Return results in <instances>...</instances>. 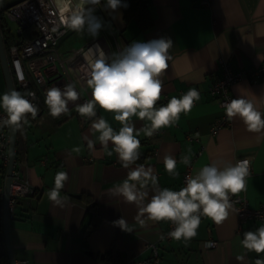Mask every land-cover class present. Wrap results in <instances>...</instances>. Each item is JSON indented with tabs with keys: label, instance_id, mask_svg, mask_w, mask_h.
<instances>
[{
	"label": "crops",
	"instance_id": "1",
	"mask_svg": "<svg viewBox=\"0 0 264 264\" xmlns=\"http://www.w3.org/2000/svg\"><path fill=\"white\" fill-rule=\"evenodd\" d=\"M16 1L19 0H0V4L6 6ZM88 1L87 8L102 19V27L96 36L81 29L87 36L82 45L72 50L91 40L98 42L112 59L117 48L120 51L133 40L169 36L173 45L168 50V67L161 73V95L179 97L194 87L200 98L188 112H181L174 124L159 128L162 131L151 136L143 131L147 121L132 117L135 128L141 130L140 155L128 168L115 152L108 154L112 142L105 148L91 128L90 121L103 115L118 129L120 122L111 112L98 108L87 121L80 119L76 109L59 117H48L42 110L35 116L27 114V119L19 124V154L14 157L13 168L36 191L18 196L10 211L8 228L16 264L22 260L19 264H120L129 257H149L148 241H159V264H255V257L264 256V252L243 249L240 238L245 230L257 228L256 220L240 223L232 208L220 223L202 215L197 234L188 240H164L168 221L146 219L141 225L136 217L143 201H126L115 185L127 176L130 168L143 163L145 167L151 165L159 187L179 189L184 185L185 155L192 163L190 175L213 159L223 166L225 160L246 158L251 164L246 187L234 195L245 197L253 207L264 203V130H249L238 117H232L229 124L211 134L210 127L221 109L217 97L208 90L210 81L221 75L223 61L233 69L264 68V0H205L206 4L203 0H148L153 22L145 30H140L133 19L124 21L121 6L111 9L107 0ZM0 16V28L6 29L1 30L4 45L10 46L17 37L9 22L15 29L16 25L3 12ZM70 30L74 29H69L67 35ZM67 35L60 40V50ZM80 58L84 60L83 55ZM80 89L91 91L87 84ZM4 91L7 84L0 60V93ZM231 92L234 97L244 95L252 99L264 111V76L254 81L245 77L232 85ZM85 136L95 141L93 149L87 147ZM167 154L176 158V174L164 168L163 157ZM43 156L48 157L46 163L40 162ZM5 168L0 161V186ZM59 170L68 175L60 190L64 199L55 204L47 193ZM136 183L139 188V182ZM154 187L151 183L147 186L149 195L145 200ZM3 197L4 194L0 196V206ZM91 203L97 211L94 216ZM122 216L130 231L116 224ZM91 219L95 226L85 236ZM209 238L216 239L218 244L207 247L205 241ZM237 254H242L243 260H237Z\"/></svg>",
	"mask_w": 264,
	"mask_h": 264
},
{
	"label": "clouds",
	"instance_id": "2",
	"mask_svg": "<svg viewBox=\"0 0 264 264\" xmlns=\"http://www.w3.org/2000/svg\"><path fill=\"white\" fill-rule=\"evenodd\" d=\"M88 0H53L55 13L61 24L69 29L80 30L87 24V30L93 35L98 34L102 27V19L94 14L92 8H85ZM96 3V0H91ZM107 6L116 9L127 7V0H107ZM173 41L169 36L153 37L148 40H133L118 53L113 54L110 62L105 52L97 42L89 46L83 53L87 62L85 72L87 85L91 90L90 98L74 107L81 117L94 116L98 108L111 112L115 120L120 122L114 129L109 121L100 115L90 121L91 128L98 135L100 144L107 148L109 141L112 148L108 151L117 154L121 164L128 168L140 155V129L135 128L132 117L146 120L144 134L153 135L154 130L174 124L181 112H188L194 101L200 98L197 88L190 87L179 97L173 95L166 103L157 104L161 96V73L168 67L169 49ZM83 67V65H81ZM22 78V74H21ZM33 96V91H28ZM79 92L74 83L69 81L61 88L53 85L45 90L44 103L48 113L55 117L67 112L68 101H75ZM0 109L6 113L3 123L19 126L26 120V114L35 116L37 105L33 104L18 89L12 88L0 93ZM223 109L228 118L238 117L249 130H264V111L252 99L239 95L223 102ZM87 147L94 148L95 141L84 137ZM79 151V147L76 148ZM185 164L188 156L183 157ZM176 158L167 154L163 157L164 168L173 174L176 168ZM67 172L59 170L54 175V186L48 190V198L55 204H60L64 197L61 188L67 180ZM249 176V161L246 158L235 162L225 160L223 166L213 159L203 164L198 171L185 178V183L179 189L159 187L158 177L151 165L143 163L130 168L127 176L115 185V190L126 201H143L138 207L136 220L143 225L146 219L154 221L167 220L173 224L169 235L180 240H188L197 234L201 216H207L216 223L222 222L228 215L233 203L230 194L240 192L246 187ZM139 182L140 187L137 188ZM155 186L150 198L147 186ZM146 214V216H145ZM117 225L125 231H130L125 217L116 220ZM240 245L247 251L264 252V223L255 230H245L240 238ZM237 260H243L242 254H237ZM255 264H264V256L255 257Z\"/></svg>",
	"mask_w": 264,
	"mask_h": 264
},
{
	"label": "built area",
	"instance_id": "3",
	"mask_svg": "<svg viewBox=\"0 0 264 264\" xmlns=\"http://www.w3.org/2000/svg\"><path fill=\"white\" fill-rule=\"evenodd\" d=\"M78 1L73 0V3ZM206 4V1H202ZM90 5L88 1L84 7ZM0 12L4 13L7 20H10L16 25L17 41L12 43L8 48V61L13 78V82L18 87L22 94L25 95L33 104L39 105L41 110L49 117L47 105L44 103L45 90L53 85L63 87L64 84L71 81L74 83L79 96L75 101H68V111L59 114L56 117L62 116L65 113L75 109L76 104L83 103L87 98H90L91 91L83 92L80 87H85L87 84V75L85 68L87 62L80 57L87 50L89 46L94 44L93 41L86 42L80 49H73L68 54H62L60 50V40L69 31L58 20L55 13V6L53 0H19L9 5L0 4ZM32 27V34L27 32L28 27ZM108 58V55L106 56ZM111 58H108V62ZM83 65V67H81ZM22 74V78H21ZM264 76V68L253 67L248 69H233L226 62H222V73L215 77L208 84L209 92L216 96L218 104L221 109V114L212 123L210 133L216 134L217 131L224 125L229 124L228 118L223 109V102L233 98L231 87L237 81L248 77L250 80H256L258 77ZM28 91H33L35 95L28 96ZM168 97L163 94L157 101V104L167 102ZM97 113V111H96ZM6 113L0 110V161L6 167L2 172L3 184L0 186V196L4 194L5 182L8 176V147H9V125L3 123V118ZM79 117L82 121H87L91 116ZM162 130H154V134L160 133ZM192 138V137H190ZM199 140L198 137H194ZM47 156L40 159L41 163L47 162ZM249 161V160H248ZM192 163L186 166L183 175V182L185 178L190 175ZM251 171V164L249 161V173ZM36 189L25 179H22L18 171L12 168L9 178V195L8 206L11 211L18 196L32 195ZM230 200L233 203V209L239 217L240 223L249 219L258 222L257 227L264 223V203L257 207L250 206L247 199L241 195L230 194ZM173 224L168 221V227L162 235L164 240H169L171 236L169 231ZM218 241L214 238H209L205 241L207 247H214ZM146 247L150 249V256L147 258L129 257L123 260L120 264H159V241H148ZM24 262L18 261L17 264Z\"/></svg>",
	"mask_w": 264,
	"mask_h": 264
},
{
	"label": "water",
	"instance_id": "4",
	"mask_svg": "<svg viewBox=\"0 0 264 264\" xmlns=\"http://www.w3.org/2000/svg\"><path fill=\"white\" fill-rule=\"evenodd\" d=\"M0 60L7 84V90L15 88L8 56L6 54V49L4 45V40L2 38L1 28H0ZM16 131L17 126L9 125V147H8V165H7V179L5 182V190H4V197L2 206H0V229L2 226V231L0 230V264H1V257L3 255H7L9 264H16L15 258L12 253L11 243H10V236H9V228H8V221L10 218V210L8 206V195H9V178L10 173L13 168L14 163V154H15V144H16Z\"/></svg>",
	"mask_w": 264,
	"mask_h": 264
},
{
	"label": "trees",
	"instance_id": "5",
	"mask_svg": "<svg viewBox=\"0 0 264 264\" xmlns=\"http://www.w3.org/2000/svg\"><path fill=\"white\" fill-rule=\"evenodd\" d=\"M121 8L123 11L124 21L128 22L130 19H133L137 23L140 30H145L152 25L153 21H152L150 14H149V2H148V0H127V7L121 6ZM0 20H1V16H0ZM26 29H28L27 32L29 34L33 33V31L31 30L33 28L31 26L26 28ZM1 30L4 31L6 29H1ZM16 37L18 38V35H16ZM5 43H6V41H5ZM8 47L9 46L6 43L5 48H6L7 53H8ZM16 89L20 90L18 87H16ZM37 109H38L37 111H40L41 107L39 105H37ZM28 114H30V113H28ZM19 144H20V137H19V126H18L17 131H16V144H15V156H14L15 158H17V155L19 154ZM90 208H92V216H94L97 212L95 204L91 203ZM94 226H95V222L93 219H91L89 224H87V226H86L84 235L86 236L87 233L90 230H92V228ZM1 264H8V261L5 257V255H3L1 257Z\"/></svg>",
	"mask_w": 264,
	"mask_h": 264
},
{
	"label": "rangeland",
	"instance_id": "6",
	"mask_svg": "<svg viewBox=\"0 0 264 264\" xmlns=\"http://www.w3.org/2000/svg\"><path fill=\"white\" fill-rule=\"evenodd\" d=\"M9 25L11 27V32L15 33V27L14 24L9 22ZM82 29H87V24ZM89 35H92L91 33H87ZM85 32H82V30H70L68 35L64 38L63 41H61V50L62 54H67L71 52L72 48H78L83 43V39L87 36ZM73 46V47H72ZM66 48V49H65ZM118 48L116 49V53H118Z\"/></svg>",
	"mask_w": 264,
	"mask_h": 264
}]
</instances>
